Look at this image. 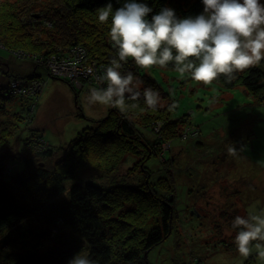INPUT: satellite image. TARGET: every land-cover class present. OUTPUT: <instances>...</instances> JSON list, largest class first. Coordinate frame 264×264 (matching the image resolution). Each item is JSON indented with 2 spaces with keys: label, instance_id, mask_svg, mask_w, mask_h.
Instances as JSON below:
<instances>
[{
  "label": "trees",
  "instance_id": "1",
  "mask_svg": "<svg viewBox=\"0 0 264 264\" xmlns=\"http://www.w3.org/2000/svg\"><path fill=\"white\" fill-rule=\"evenodd\" d=\"M50 1L39 4L28 0V7L23 5L25 9H17L18 14L16 11L9 14L11 21L0 18V43L8 47L1 50L11 56L15 51L12 58L24 53L25 60L34 62L59 61L66 54L81 59L84 53L85 59L97 60L96 74L89 83L95 88L106 86L101 85L96 77L103 74L117 53L109 35L111 18L107 23L99 22L97 10L111 3L115 11L132 0ZM135 2L152 8L149 20L162 8H171L178 18L184 19L200 15L205 7L203 0ZM37 9L42 14H34ZM5 10H0V14ZM6 66L7 73L11 74L10 66ZM166 68L175 69L173 64ZM1 70L4 75L6 69ZM142 70L131 59L120 69L122 74L132 72L136 81L141 79V92L152 88L160 94L161 88L154 80L142 75ZM27 77H30L29 82L23 81ZM38 77L37 70L34 75L22 76L21 86L18 81L14 83L15 92L7 89L9 85L1 86L5 81L0 80V143L19 130L32 132L36 107L41 101L39 94L29 95L27 91L32 89ZM216 82L229 90L241 86L253 97L255 104L256 99L264 102V61L237 74L231 82L223 77ZM68 85L77 96L80 90ZM17 91L20 94H11ZM126 103L136 106L127 114L113 108L102 120L90 121L91 124L72 141L56 151L46 145L42 135H38L24 142V153L11 157L2 153L0 236L28 221L34 222L38 234L35 239L31 235V240L20 246L17 255H1L0 264H69L80 251L87 252L93 264H149V253L176 234L177 186L170 161L163 158L167 152H162L168 138L189 136L190 132L185 133L186 119H172L175 108L170 111V105L167 110L158 106L155 110L149 109L142 96ZM9 115L14 117L9 119ZM133 116L136 118L132 119ZM158 123L161 128L155 133ZM139 124L145 128L151 125L150 133L154 139L149 134L144 135ZM236 141V145L240 143V154L244 153L246 145H252L242 137ZM244 143L247 144L242 146ZM223 154L226 155L225 149L218 155L224 157ZM135 156L143 159V164L154 157L160 167L156 169L147 165L143 174H137L141 163L134 164ZM125 157L128 164L123 170L121 164ZM82 174H88L91 181L82 179ZM117 191L119 193L112 194ZM134 193L139 195V200L135 199ZM129 203L131 205L122 214H127L128 218H118L117 208Z\"/></svg>",
  "mask_w": 264,
  "mask_h": 264
},
{
  "label": "rangeland",
  "instance_id": "2",
  "mask_svg": "<svg viewBox=\"0 0 264 264\" xmlns=\"http://www.w3.org/2000/svg\"><path fill=\"white\" fill-rule=\"evenodd\" d=\"M27 1L0 0V10L7 9L0 14V18L10 20L9 14H15V11L18 14L17 9H25L23 5L28 7ZM30 1L39 4L51 2ZM260 2L264 4V0ZM40 13L39 9L34 12L39 15ZM6 48L8 47H3L0 43V80L5 81L1 86L9 85L7 89H14L15 92L14 83L20 81L22 76L34 75L37 70L39 77L27 94H39L41 103L36 107L32 132L19 130L14 136H7L8 140L0 143V156L3 152L9 157L24 153V142L29 138H37L38 135H42L46 145L56 151L72 141L91 124L90 121L95 123L102 120L113 109L98 103H88L90 90L95 87L84 82L83 76L79 77L78 87L73 85L71 80L65 79V74H79L93 69L96 59H85L83 53L81 59H74L71 54H66L59 61L51 59L47 62H34L25 60L24 53L12 58L15 57V51L11 52V56L1 50ZM6 65L10 66L11 74L7 73ZM81 65L85 67L80 68ZM1 69H6L4 75ZM142 75L154 80L161 88L158 107L167 110V106L174 102L176 107L172 119H186L185 133L190 132L187 138H168L167 143L163 145L162 153L167 152V156L163 158L170 161L171 173L177 186V221L174 223L176 234L149 253L148 263L264 264V260L258 257L255 250L248 258L239 255L235 245L238 229L232 227L236 216H247L249 212L259 214L264 210V102L256 99L255 104L253 97L241 86L231 90L225 89L217 82L205 86L193 81L187 74L181 77L175 69L155 66L143 69ZM138 81L139 86H143L140 84L141 79ZM68 83L80 90L77 96ZM17 93L20 94L19 91L15 94ZM24 107L27 108V104H24ZM135 111L137 116V108ZM13 117L14 115H9V119ZM138 126L144 131H141L144 135L149 134L151 139H154V135L150 133L151 125L147 128L141 124ZM155 127L154 132L157 133L161 126L158 123ZM184 127L182 126V129ZM238 137H242L244 141L249 140L247 143L252 142V145L242 144L246 145L242 154L239 153L240 143L236 145ZM230 146L237 149L235 155L228 154L227 149ZM224 149L226 155L221 157L218 154L223 153ZM134 159V164L141 163L137 174H143V168L147 165L156 169L160 167L154 157L144 164L141 162L143 159L140 160L136 156ZM126 160L127 157L121 164L123 170L127 169ZM81 176L82 179L88 178L87 180L91 181L88 174ZM117 193L119 191L112 194ZM137 194H133L135 199L139 197ZM130 205L121 204L117 208L118 218H128L127 214H122ZM35 230L34 222L32 224L28 221L1 235L0 256L17 255L20 246L31 240V235L35 239L38 234Z\"/></svg>",
  "mask_w": 264,
  "mask_h": 264
},
{
  "label": "clouds",
  "instance_id": "3",
  "mask_svg": "<svg viewBox=\"0 0 264 264\" xmlns=\"http://www.w3.org/2000/svg\"><path fill=\"white\" fill-rule=\"evenodd\" d=\"M203 4V13L184 19L178 18L173 9L162 8L149 20L152 8L135 0L115 11L111 3L98 9L99 22L107 23L111 18L109 35L117 54L96 77L106 86L91 89L88 103L127 114L136 105L126 101L142 96L149 109L157 108L159 92L152 88L141 92L132 72L120 71L130 59L142 69L173 64L181 77L187 74L205 86L221 77L231 82L237 74L264 61V4L260 0H203ZM175 107L173 102L169 110ZM227 152L235 155L237 149L230 146ZM232 227L238 229L235 245L239 255L248 258L255 250L264 260V210L236 216ZM69 264H93V260L80 251Z\"/></svg>",
  "mask_w": 264,
  "mask_h": 264
},
{
  "label": "built area",
  "instance_id": "4",
  "mask_svg": "<svg viewBox=\"0 0 264 264\" xmlns=\"http://www.w3.org/2000/svg\"><path fill=\"white\" fill-rule=\"evenodd\" d=\"M80 68H84L85 65H81L79 66ZM69 70V69H68ZM92 72L90 73L89 70L85 71V72H82V73H79V74H65V79H68V80H71V83L75 86H79V77L83 76L82 79L84 80V82H88L92 79L91 77H93L95 74V70L96 68L94 67L93 69H91ZM89 80V81H87Z\"/></svg>",
  "mask_w": 264,
  "mask_h": 264
},
{
  "label": "bare ground",
  "instance_id": "5",
  "mask_svg": "<svg viewBox=\"0 0 264 264\" xmlns=\"http://www.w3.org/2000/svg\"><path fill=\"white\" fill-rule=\"evenodd\" d=\"M24 79H26V78H24ZM29 79H30V77H27V79H26V80H23V81H28V82H29ZM23 81H22V80L18 81V86H21L22 83H23ZM11 94H12L13 96H15V93H14V92H12Z\"/></svg>",
  "mask_w": 264,
  "mask_h": 264
}]
</instances>
